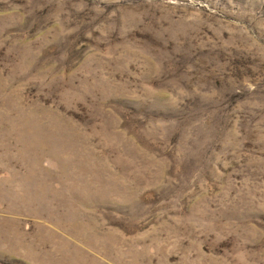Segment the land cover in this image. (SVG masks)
<instances>
[{"label":"rangeland","instance_id":"374dc122","mask_svg":"<svg viewBox=\"0 0 264 264\" xmlns=\"http://www.w3.org/2000/svg\"><path fill=\"white\" fill-rule=\"evenodd\" d=\"M0 264H264V0H0Z\"/></svg>","mask_w":264,"mask_h":264}]
</instances>
